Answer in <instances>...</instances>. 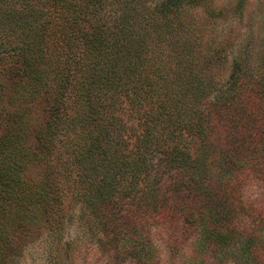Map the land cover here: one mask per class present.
Returning a JSON list of instances; mask_svg holds the SVG:
<instances>
[{
  "label": "trees",
  "instance_id": "obj_1",
  "mask_svg": "<svg viewBox=\"0 0 264 264\" xmlns=\"http://www.w3.org/2000/svg\"><path fill=\"white\" fill-rule=\"evenodd\" d=\"M219 15L204 0H0V264L73 211L114 258L178 224L215 250L242 237L264 264L254 219L237 227L264 223L242 195L264 186V53L249 70L235 56L215 92L226 55L199 20Z\"/></svg>",
  "mask_w": 264,
  "mask_h": 264
},
{
  "label": "rangeland",
  "instance_id": "obj_2",
  "mask_svg": "<svg viewBox=\"0 0 264 264\" xmlns=\"http://www.w3.org/2000/svg\"><path fill=\"white\" fill-rule=\"evenodd\" d=\"M204 1L210 8L221 12L218 19L207 23L196 17L203 24L201 32L204 37L218 40L226 55L225 61L213 72L216 80L213 90L220 92L229 86L231 62L235 56L240 58L241 54L249 70L257 65L264 53V0ZM9 83L7 81L4 85L8 87ZM33 114L32 124L36 128L42 118L40 104L36 105ZM215 178L219 175H214ZM227 178L223 177L222 181L229 183ZM242 195L246 204L264 217V186L256 180H249ZM73 212L68 222L57 230L55 238L49 237L43 223L34 228L33 235L21 241L20 254L13 264H253L244 238L234 236L228 247L215 250L204 241L201 228L182 236L178 224L152 229L148 245L143 251L138 249L139 260L126 258L123 252L114 258L115 252L104 243L107 236L102 230L92 227V232L87 231V225L78 220L77 211ZM251 219L256 223L259 221L258 218L238 217L237 227L258 225L259 230L255 234L259 241L264 242V223L254 225ZM119 246L130 249L131 245Z\"/></svg>",
  "mask_w": 264,
  "mask_h": 264
}]
</instances>
